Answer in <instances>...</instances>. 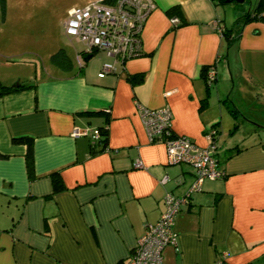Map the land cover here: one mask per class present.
I'll use <instances>...</instances> for the list:
<instances>
[{
	"label": "crops",
	"instance_id": "1",
	"mask_svg": "<svg viewBox=\"0 0 264 264\" xmlns=\"http://www.w3.org/2000/svg\"><path fill=\"white\" fill-rule=\"evenodd\" d=\"M153 2L139 54L120 63L103 50L86 59L64 35L65 17L60 30L37 28L36 3L5 0L0 69H14L0 70V81L28 86L0 96V264H127L164 194L182 196L194 179L188 164L167 163L163 144L149 142L138 107H167L172 133L201 147L212 126L237 133L222 151L215 140L224 175L190 193L174 217L176 248L164 247L160 264H264V0L248 21L242 15L257 0L246 10L233 1ZM225 3L237 14L227 16ZM58 49L68 66L50 61ZM202 68L214 71L208 94ZM100 128L103 147L89 131ZM19 138L31 140L30 179ZM52 172L61 190L52 191Z\"/></svg>",
	"mask_w": 264,
	"mask_h": 264
},
{
	"label": "built area",
	"instance_id": "2",
	"mask_svg": "<svg viewBox=\"0 0 264 264\" xmlns=\"http://www.w3.org/2000/svg\"><path fill=\"white\" fill-rule=\"evenodd\" d=\"M153 0H96L82 7L68 10L62 30L64 35L74 39L82 46V54L103 50L113 58V62H123L136 56L140 51V29L154 8ZM176 17L170 18L172 25ZM213 28L220 35L223 26L215 20ZM102 72H113L112 63H103ZM214 78V71L209 68L205 81L209 84ZM139 116L144 124L149 142L162 143L165 148L166 162L169 164H188L193 172V181L182 196L166 192L163 197V211L154 223L145 226L143 233L136 240L127 264H160L161 252L166 246L176 248L173 230L174 217L181 204L186 203L189 192L198 191L204 178L216 179L222 176V170L215 157L214 131L204 133L207 145L201 147L189 138L174 135L170 128V111L167 107L148 109L138 107ZM90 137L96 139L98 129L89 130ZM88 130L74 129L72 135H85ZM135 167L141 166L135 160ZM166 176L161 178L164 183ZM214 264H223L218 259Z\"/></svg>",
	"mask_w": 264,
	"mask_h": 264
},
{
	"label": "trees",
	"instance_id": "3",
	"mask_svg": "<svg viewBox=\"0 0 264 264\" xmlns=\"http://www.w3.org/2000/svg\"><path fill=\"white\" fill-rule=\"evenodd\" d=\"M104 1H107V0H104ZM223 2H224V0H217V3L218 4L223 3ZM240 5L241 4H238L237 6H240ZM262 5H263L262 0H257V2L254 4V7H253V9H252L251 12H248L247 11V12H244L243 13V15H242L243 19L245 21H248V20H251V19L256 18L259 15L260 10L262 9ZM4 9H5V0H0V18L2 17V15L4 13ZM175 12L177 13V9L174 10L173 13L176 14ZM180 22L183 23V21H180ZM224 33L227 34V30H226V32H223V34ZM49 59H50L51 62L56 63L58 65L68 66V64H69V61H68L67 57L65 56L64 52L61 49H58L53 54H51L50 57H49ZM208 69L209 68H202L201 69V77H202V80L204 81L205 89H206V93L207 94H208L209 85H211L212 84V81H213L212 80L209 84L205 81V74H206V72H207ZM27 86H28L27 84H22L20 82H18L16 86H14V85H5V84H3L0 81V96H2L4 94H7V93H10L12 91H16V90H18L20 88L27 87ZM205 104H206V98L203 99L202 105H205ZM230 113H232V115H235V113H236L235 109L234 108L231 109L230 110ZM213 127L214 126H212L209 129H212L214 131V137L213 138H214V142H215V140H216L215 135L217 133V130L214 129ZM98 132H99L98 142L103 147L105 145V143H106V130L104 128H102V129L100 128L98 130ZM16 140H19V141H22V142L25 143L26 151H25V154H24V161H25L26 174H27V177L30 179L34 175L33 174V155H32V144H31V140L29 138H19V139H16ZM215 146H216V142H215ZM231 149H234V150L231 151ZM237 150H238V148H229V151H231V153H229L228 155H231L233 152H235ZM215 151H216V149H215ZM216 159H217V157H216ZM217 163H218L219 167H221L218 159H217ZM177 164H181V163H177ZM221 170H222V168H221ZM223 175H224V172L222 170V176ZM49 176H50V178L52 180V186H54L52 191L61 190L63 188V185L61 183L60 178L57 176V174L55 172H52V173H50ZM218 178H220V177H218ZM190 193L191 192L188 193L186 202L188 201V198H189ZM182 205L183 204L180 205L179 210L181 209V206ZM179 210H178V212H179Z\"/></svg>",
	"mask_w": 264,
	"mask_h": 264
},
{
	"label": "rangeland",
	"instance_id": "4",
	"mask_svg": "<svg viewBox=\"0 0 264 264\" xmlns=\"http://www.w3.org/2000/svg\"><path fill=\"white\" fill-rule=\"evenodd\" d=\"M81 1H84V0H31V2L36 3L34 5L40 7L39 13H41L40 15L35 16V18H37L35 20V23H34L35 26L38 28L37 24H46V22H47V24L50 25V27H52L53 31L55 30V28L60 30L61 22H62L63 18L65 17L66 10L69 7H72L74 5H78L79 3H82ZM254 3H255V0H244V2L240 6L235 5V7L239 8L242 6V10L243 9L246 10L248 7H250V6L252 7ZM218 7L220 9H222V11L225 12V14L227 16H230V15L234 16L237 14L235 9H233V5H230L228 3H225V4L220 5ZM221 14L223 15L222 12H221ZM75 46L79 49H82L81 44L75 43ZM93 58H95V56L91 57L90 59H93ZM5 60H7V58ZM11 64H13V63H10L9 66H14ZM11 68L12 67H9V68L3 67V69H0V70H1V72H4L5 70L11 69ZM12 69H14V68H12ZM240 127H241V124L234 131L240 130ZM231 131H232V133H230V131L227 130V128H222V130H220V132L216 133L215 138L218 140L217 141L218 146L219 147L222 146V148L219 150L222 151L226 146L230 145L231 138L233 136L235 137L237 135L236 132H233V130H231ZM219 144H221V145H219Z\"/></svg>",
	"mask_w": 264,
	"mask_h": 264
},
{
	"label": "water",
	"instance_id": "5",
	"mask_svg": "<svg viewBox=\"0 0 264 264\" xmlns=\"http://www.w3.org/2000/svg\"><path fill=\"white\" fill-rule=\"evenodd\" d=\"M225 2H229V1H233L235 3H238V4H242L244 2V0H224ZM86 59L90 58V54L86 55L85 57ZM17 84H14V86H16Z\"/></svg>",
	"mask_w": 264,
	"mask_h": 264
}]
</instances>
